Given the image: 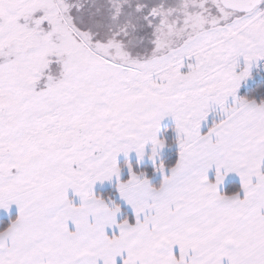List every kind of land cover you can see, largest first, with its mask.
I'll use <instances>...</instances> for the list:
<instances>
[{"label":"snow or ice","instance_id":"1","mask_svg":"<svg viewBox=\"0 0 264 264\" xmlns=\"http://www.w3.org/2000/svg\"><path fill=\"white\" fill-rule=\"evenodd\" d=\"M0 264H264V0H0Z\"/></svg>","mask_w":264,"mask_h":264}]
</instances>
